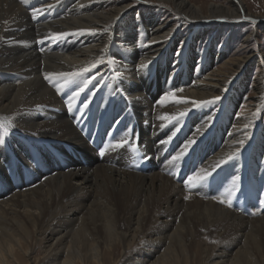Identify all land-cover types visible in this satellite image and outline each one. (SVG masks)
I'll return each instance as SVG.
<instances>
[{"label":"bare ground","instance_id":"1","mask_svg":"<svg viewBox=\"0 0 264 264\" xmlns=\"http://www.w3.org/2000/svg\"><path fill=\"white\" fill-rule=\"evenodd\" d=\"M160 1L170 6L172 14L164 20L154 15L151 20L146 18L152 25L149 27L153 38L148 44H141L148 49V61L144 62L147 66L143 69L138 66L134 53L140 47L134 33L123 30L125 38L122 39L117 34V24L110 26L131 1L105 6L107 3L100 4L103 0H27L26 3L0 0V140L3 141L0 144V264H32L31 254L39 242L44 245V264H264V212L254 207L249 211L262 213L259 217L241 214L242 209L235 201L245 197L246 179L239 178L233 184L238 176L232 174L229 161L205 183L191 189L185 183L195 171L211 170V165L238 148L244 158L242 171L250 169L253 176L252 191L264 189V160L261 161V156L249 159L256 153V147L264 148V136H261L264 130L259 132L260 129L253 128L251 132L252 111L261 95L264 97L261 54L234 53L219 65L214 66L213 62L201 70L199 66L205 62L195 60L191 50L185 60L174 54L164 56L167 47H155L177 24L176 20L171 21L173 17L180 16L197 24L244 13L254 19H264V14L254 17L245 10L243 13V4L233 0L227 4ZM66 3H71L72 10L59 21L43 27L33 26L39 18L59 13L61 5ZM34 8L42 10L35 19ZM143 24L141 19L140 25ZM23 27L26 29L21 30ZM105 29L123 42L122 50H112L120 57L119 72L108 77V70L99 64L88 73H96L90 76L95 77L90 83L91 94L82 92L70 100L76 85L58 93L45 74L75 71L101 56L106 58L111 32ZM79 30L91 31L80 35ZM64 31L75 33L74 37L53 46L56 48L53 54L37 53L32 45L36 32L51 36ZM251 36L252 32L245 39ZM68 44L73 49L69 50ZM130 52L133 54L129 55ZM255 59L262 70L248 106L243 108L244 114L236 116V109L231 105L226 108L227 114L220 113V109L214 110L217 101L198 109L191 103L221 97L239 68ZM99 70L101 74H97ZM184 81L188 82V88L181 87ZM105 88L109 89L97 94ZM122 89L125 92H119ZM170 92L189 102L176 103L169 98L161 103ZM65 93L66 97H60ZM99 95H105L102 110L105 115L112 109L117 110L115 105L108 106L110 103L123 98L127 102V124L131 126L130 118H133L134 130L141 132L139 138L133 137L130 127L128 131L123 130L122 139L111 137L105 145L121 140L129 143L106 149L102 160L87 142V129L92 115L96 114L93 105ZM150 95L161 97L157 115H176L186 109L187 115L193 112L185 125L187 115L174 120L176 127L183 120L180 131L172 126L160 133L149 129L141 107L144 103L148 107ZM85 102L87 108L83 107ZM120 117L111 124V134L117 123L118 130L122 128ZM106 122L110 123L108 118ZM169 137V142L161 143ZM247 138L257 143L252 149H248L249 142L238 143ZM190 140L195 143L182 158L173 161L172 157ZM66 144L83 152L86 164L72 157ZM133 145L137 152L132 151ZM141 163L153 168L146 172L138 166ZM229 189L233 193L231 207L219 202L220 198L227 199ZM253 199L255 202L254 196ZM24 257H28L26 262Z\"/></svg>","mask_w":264,"mask_h":264},{"label":"rangeland","instance_id":"2","mask_svg":"<svg viewBox=\"0 0 264 264\" xmlns=\"http://www.w3.org/2000/svg\"><path fill=\"white\" fill-rule=\"evenodd\" d=\"M103 1L104 2H101L100 4L102 5L103 3H107L105 6H108V5H112L113 2L116 3L119 1H125V0H114V1L113 0H103ZM127 1H131L132 4L130 6H128L127 8H125L124 13H122V15H120L118 18H116L112 22V24L110 23V26L115 25L113 23L117 24V27H118V33L117 34H118V36L122 37V39L125 38V31L126 30H130L131 32L134 33L133 36H134V38L137 39V41L139 42L138 44L140 45V47L138 48V51L134 52V53L137 54L136 58H138V61L141 65V64H144V62L148 61L146 59V55L148 54L147 53L148 49H145V47H143V45H141V44H148L153 38L152 29H151V27H149L152 25H150L148 22H146V18H149L151 20V16L154 15L155 17H157V19L164 20L166 18H169L168 16L170 14H172L171 13L172 9L170 8V6L163 4L160 0H127ZM197 1L199 3H202V2H205V3H209V2H219L220 3L221 2V3H225V4L229 3L228 2L229 0H197ZM233 1H235V2L240 1L243 4V6H244L243 13L245 10L247 14L248 13L253 14L254 17L257 15L264 14V0H233ZM70 4L66 3V4H64V6L61 5L62 10L55 15H51L52 18L51 17L50 18H48V17L39 18L38 20H36L35 22L32 23L33 26L35 28L43 27V26H47L49 24H52L55 21H59V19H61L63 16H65L64 14H66L70 10H72L69 8ZM100 4L98 6H100ZM82 10H83V8H82ZM74 12H75V10H74ZM141 19H144L143 25H140ZM175 20L177 21V24L173 27V29L170 32L167 33V35H165L163 37L164 39L162 38L161 41H159L160 44L155 46V47H159L161 49L162 48L165 49L167 47L164 51V54H163L164 56H165V54L166 55L168 54L169 56L171 54H174V55L186 60L188 58V56H187L188 51L191 50V52L194 53V56L196 55L194 58L195 60L203 59V62H205L204 65L200 64L201 66H199V67L201 68V70L203 68H205L204 66L210 67L213 64H214V66L219 65L220 63L224 62L225 60L233 57L234 53L236 54V53H245V52L252 51L253 53H255L257 55L261 54V56L264 60V24H263L264 19H261V20L254 19L251 16L248 17L244 13L243 15H239V17H233V18H229L227 16H219V17H216V18H213L210 20H202L201 22H199L197 24L192 23L188 20L184 21V20H182V18L180 16H178L177 18L173 17L171 19V21H175ZM122 21H124V22H122ZM123 23H124V26L120 25ZM145 23H146V25H145ZM39 25H41V26H39ZM106 26L108 27L109 24ZM110 26L108 27V29H110ZM144 26H146L145 29H144ZM24 29H26V27H23L21 30H24ZM123 30H125V31H123ZM143 31H144V33H143ZM176 31H177V33H176ZM64 32L68 33L69 31H64ZM109 32H111V34L108 36V42H107L108 49H107V53H106L107 57L106 58L104 57L105 62L102 63L104 69L108 70V77H110L111 75H116L119 72V68H118L119 61L118 60L120 59V57L118 55H116L115 53H113L112 50L115 48L122 50L121 46L123 45V42L122 43L120 42L121 40L119 37L115 36L112 31L109 30L107 33H109ZM251 32H252L251 38L246 40L245 38ZM58 33H60V32H58ZM45 37H50V35L49 36L45 35V34L43 35L41 33L36 32L35 39L33 40L32 45L34 46L35 50L37 49L36 50L37 53L42 52L43 54H45V53H50V54L52 53L53 54L56 50V48L55 47L53 48V46L58 45L60 42L65 43V42H67L68 39H70L71 37L73 38L74 36L68 35L63 39L49 38L47 40L45 39ZM41 40H43L44 42L40 43ZM114 41H115V43H114ZM111 44H113V45H111ZM138 44H135L136 47L138 46ZM68 45L71 46V48H69V50L73 49L71 44H68ZM44 49L46 50L45 52H44ZM144 49H145L146 53H144ZM131 54H133V52L129 53V55H131ZM129 55H128V57H129ZM204 58H207L211 62L207 63L206 59L204 60ZM213 62H215V63H213ZM140 65H138V66H140ZM260 65L261 64L259 62H257V60L255 59V61L247 64L244 67L239 68V70L235 73V75L232 77V79H230L228 81V84L226 85V88L221 93L222 96L217 101V104H216L214 110L217 108V109H220L219 110V111H221L220 113L227 114L226 108L228 105H231V106L235 107V109H236V111H235L236 116H241V114H244L245 111L243 108H247V106H248L247 104H248V101L250 99V95L254 93V86L256 85V79H257L260 71L262 70V67ZM259 67H261V68L259 69ZM101 70H99L97 72V74H101L102 73ZM93 75H96V73H93L90 75L88 74L87 78H90V76H93ZM17 81H19V80H17ZM235 81H237V82H235ZM184 82H185V84H183L181 87L183 89L188 88L189 87V85L187 84L188 82H186V81H184ZM68 88L70 90L71 87H68ZM182 88H180V89H182ZM108 89L109 88L100 89L97 92V94L105 93ZM262 89H263V85L261 86V90ZM74 90H75V88H74ZM122 91L125 92V90H123V89L119 90V92H122ZM234 91H236V92H234ZM84 93L85 94L86 93L91 94V85L90 84L85 89ZM67 95L68 94L65 93L64 95H60V97H63V96L66 97ZM153 95H156V94H153ZM153 95H150L148 98V102L151 105L148 104V107H146V103H144V105L141 107L142 111L140 110L141 112H143L146 115V118L144 121L147 122V125H148L150 130H155L156 132L160 133L162 131L165 132L166 129L171 128V126H172V129H175V128L179 129L180 127H183L187 123V117L190 116L193 112L189 113L186 116V120L184 123L182 120V123L184 125H182V123H181L177 127L175 125L176 120L171 121L172 123L168 120L161 121L162 120V119H160L161 116L159 114L157 115V112H156L157 109L160 108V102L158 100H160L161 97H159V96L155 97ZM104 98H105V95L97 96L98 101L95 100L96 104L93 105V108L96 110V114H93V117L96 118L99 113H101V115H102V113H103L102 110H104L103 107L105 105V101L103 100ZM241 98H243V99H241ZM126 104H127V102L123 98H118L116 100V102L114 103V105L117 107V110H122V108H123V111L126 110L125 113L127 112V108L125 106ZM144 108H145V110H144ZM255 108L256 109L252 111V122L251 123H253V126L251 129V132L253 131V128L258 129V130L260 129L259 130V132H260V131L264 130V97L262 99V95H261V99L258 103V106H256ZM196 109H198V108L196 107ZM77 112H79V109L76 110L75 113H77ZM97 112H99V113H97ZM154 114H156V115H154ZM126 118H125V120L121 121V125L124 124V126H125L127 124L129 119L128 118L126 119ZM98 119H96L94 121L92 127L97 124ZM159 120H160V122H159ZM232 122L234 125L235 121L232 120ZM196 126L198 127V125H193V127H196ZM179 131H180V129H179ZM116 135L119 136L120 135L119 132H117ZM261 136H264V133H262ZM244 141H245V143L249 142L248 144L246 143L249 146L248 149H252L253 144L254 145L257 144V143H254L253 138H251L250 141H249V138L245 139ZM251 145H252V147H251ZM256 148H257L256 149L257 151L255 150L256 153H252L250 155V157H249V155H248V157H249V159H255L258 156H261V158H262L261 161L263 162V160H264V157H263L264 156V148H263V150L259 146ZM242 156L243 155H239V156L235 157L234 159L230 160L228 165L231 168L232 174L237 175L240 179H243V177H244V179H247L251 175V173H250L251 170L247 169L246 171H242V166H243L242 163L244 162V158ZM236 161L238 162V164ZM239 161L240 162L242 161L241 164H239L240 163ZM253 217H255V216H253ZM43 246L44 245L41 242H39L36 245L34 251L31 254L32 259L30 261L32 264H44L45 260H44V252H43V248H42ZM27 258L28 257L23 258L25 262L27 261L26 260Z\"/></svg>","mask_w":264,"mask_h":264},{"label":"snow or ice","instance_id":"3","mask_svg":"<svg viewBox=\"0 0 264 264\" xmlns=\"http://www.w3.org/2000/svg\"><path fill=\"white\" fill-rule=\"evenodd\" d=\"M22 2L26 3L27 0H22ZM41 11H42L41 9L34 8L32 10L33 18L35 19L37 17V14L41 13ZM85 31H91V30H79L78 34L83 35ZM105 31H108V29H105ZM74 34L75 33H64V32L54 33L50 37H45V39H49V38L63 39L68 35H74ZM43 42H44L43 40L40 41V43H43ZM105 51H107V50L105 49ZM104 62H105L104 56H101L94 63H91L88 66L81 67L75 71L60 72V73H46L45 79H47L50 83H54V86H55L56 91L58 93H61L65 87H69L71 85H76V91H74L72 93V96L70 97V100H72L76 97H79L80 94L82 92H84L85 89L88 87V85L91 83V80L95 78V77L87 78L86 74L92 72L93 69H95L99 64H102ZM146 66L147 65H144V64L140 65L141 68H144ZM53 78H55V80ZM60 81H62V83H60ZM78 81H80V83H77ZM180 91H182V90H180ZM169 98H171L172 101H174L176 103H188L189 102L185 98L176 97L175 92H170L162 99L161 103H163L165 100H168ZM219 99H220V97H215L212 100L192 101L191 103L195 107H201V106H207L208 104H211V103H215ZM70 107H71V105H70ZM83 107L87 108L88 103L85 102L83 104ZM187 111L188 110L186 109L185 111L179 112L176 115L161 116L160 119L168 120V121L178 120V119L183 118L185 115H187ZM246 127H247V125H246ZM176 131H179V129H176ZM173 135H175V133H173ZM170 140H171V137H169L168 141H162L161 143H167ZM244 142L245 141L241 140L238 143L242 145V144H244ZM2 143H3V141L0 140V144H2ZM128 143H129L128 140H121V141H118L114 144L105 145V147L103 149H101V155L104 154V151L106 149H117V148H120V147L127 145ZM194 143H195V140L188 141V143L184 146V149L177 156L172 157V160L176 161V160L182 158L186 154L188 148ZM132 151L133 152L138 151V149L135 145L132 146ZM238 155H239V149L237 148L235 152L228 154L226 156V158H221L217 162H215L213 165H211V170L202 168L199 171H195L191 176H189L187 178L185 183L187 184V186L190 189L195 188L197 185L205 183L208 180V178L212 175L213 172H215L223 164L234 159ZM238 180H239V177H236L233 184L235 185V181H238ZM232 196H233V193H232L231 189H229V190H227V199L220 198L219 202L222 204H227L228 207H231L232 206ZM186 198H188V197H186Z\"/></svg>","mask_w":264,"mask_h":264},{"label":"water","instance_id":"4","mask_svg":"<svg viewBox=\"0 0 264 264\" xmlns=\"http://www.w3.org/2000/svg\"><path fill=\"white\" fill-rule=\"evenodd\" d=\"M258 20H261V19H258Z\"/></svg>","mask_w":264,"mask_h":264}]
</instances>
